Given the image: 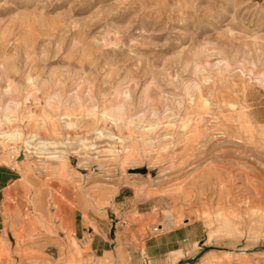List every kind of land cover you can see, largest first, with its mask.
I'll use <instances>...</instances> for the list:
<instances>
[{
	"label": "rangeland",
	"instance_id": "1",
	"mask_svg": "<svg viewBox=\"0 0 264 264\" xmlns=\"http://www.w3.org/2000/svg\"><path fill=\"white\" fill-rule=\"evenodd\" d=\"M0 164L42 224L0 264H264V0H0Z\"/></svg>",
	"mask_w": 264,
	"mask_h": 264
},
{
	"label": "crops",
	"instance_id": "2",
	"mask_svg": "<svg viewBox=\"0 0 264 264\" xmlns=\"http://www.w3.org/2000/svg\"><path fill=\"white\" fill-rule=\"evenodd\" d=\"M33 189L32 182L19 174L14 166L0 164V235L7 236L14 246L19 241L23 242L32 237L35 234V229H37L36 233L41 229V221L34 212ZM116 192L103 189L99 193V198L112 197ZM70 200L73 201V205H71L68 217L69 222L64 223L60 217V219L56 218V225L61 229L62 234L67 233L64 227L72 230L73 235L81 242L83 249L85 247V251L95 253L100 258L104 257L106 252L112 251L111 229L100 227V233L91 232L86 226L80 210L77 188H74ZM148 254L146 246V255L149 257Z\"/></svg>",
	"mask_w": 264,
	"mask_h": 264
},
{
	"label": "bare ground",
	"instance_id": "3",
	"mask_svg": "<svg viewBox=\"0 0 264 264\" xmlns=\"http://www.w3.org/2000/svg\"><path fill=\"white\" fill-rule=\"evenodd\" d=\"M31 144H32V141L30 140V141H28V142H26V145H27V148H25V149H27L29 152H30V147H31ZM46 144L47 143H45L44 144V147L46 146ZM26 150V151H27ZM25 151V152H26ZM27 153V152H26ZM27 155H29V153H27ZM18 156H19V158H18V160L20 161V162H23L24 160H25V157H24V152L23 151H20L19 153H18ZM20 158H22V159H20ZM58 158H64L63 156H61V157H58Z\"/></svg>",
	"mask_w": 264,
	"mask_h": 264
},
{
	"label": "water",
	"instance_id": "4",
	"mask_svg": "<svg viewBox=\"0 0 264 264\" xmlns=\"http://www.w3.org/2000/svg\"><path fill=\"white\" fill-rule=\"evenodd\" d=\"M20 159H22V158H20Z\"/></svg>",
	"mask_w": 264,
	"mask_h": 264
}]
</instances>
